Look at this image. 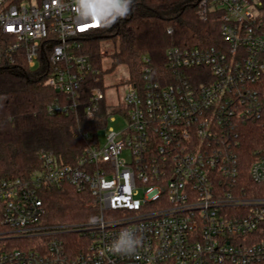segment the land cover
Returning a JSON list of instances; mask_svg holds the SVG:
<instances>
[{"label":"built area","instance_id":"2783aa9c","mask_svg":"<svg viewBox=\"0 0 264 264\" xmlns=\"http://www.w3.org/2000/svg\"><path fill=\"white\" fill-rule=\"evenodd\" d=\"M117 7L118 0H0V66L3 45L8 65L21 54L69 100L49 112L69 114L87 74L102 73L82 53V39ZM197 10L201 20L221 13V48L170 47L175 80L167 86L146 66L141 86L128 81L127 126L109 127V116L103 146L86 133L78 164L41 152L42 170L0 179V264H264V196L256 195L264 142L251 156L250 184L240 155L242 128L264 123V0H197ZM194 69L203 72L198 86L187 74ZM91 94L93 118L106 95L98 87ZM62 186L95 199L102 218L47 224L42 193ZM124 231L139 241L131 254L111 250ZM75 233L85 242L71 247Z\"/></svg>","mask_w":264,"mask_h":264},{"label":"trees","instance_id":"16d2710c","mask_svg":"<svg viewBox=\"0 0 264 264\" xmlns=\"http://www.w3.org/2000/svg\"><path fill=\"white\" fill-rule=\"evenodd\" d=\"M15 3L34 0H11ZM41 1V0H35ZM118 7L109 13L102 29L82 39V53L89 57L93 70H102L99 79L88 73L77 100L69 114H51L55 102L68 103L67 97L45 86L46 72L30 69L22 57L8 65L7 46L3 45V63L0 66V179L29 178L42 170L40 153L54 155L60 163L76 165L84 156L85 134L97 137L107 127L108 117L116 114L104 99L93 118L87 114L92 105L91 91L101 88L103 71L107 74L101 56L103 40L114 44V52L107 53L110 71L126 67L129 82L141 86L146 66L152 69V78L163 86L172 84L174 73L169 68L167 50L181 48H221V13L213 12L207 20L198 16L197 0H133L126 16L111 20ZM173 33L169 34L168 29ZM145 60L149 62L146 63ZM202 70H189L193 85L198 86ZM98 79V80H97ZM125 109V108H124ZM127 114V109H125ZM243 148L242 178L250 184L249 167L254 149L264 142V123L247 124L241 130ZM258 196H264V186L258 187ZM47 210L45 222L50 225H74L95 220L99 207L88 194H79L70 186L49 187L42 193ZM74 235V234H70ZM73 237V236H72ZM70 240L71 247L78 244Z\"/></svg>","mask_w":264,"mask_h":264},{"label":"rangeland","instance_id":"374dc122","mask_svg":"<svg viewBox=\"0 0 264 264\" xmlns=\"http://www.w3.org/2000/svg\"><path fill=\"white\" fill-rule=\"evenodd\" d=\"M102 50L108 53L114 52V44L106 39L102 42ZM102 63L104 64V69H106L107 74H105V71H103V84L105 86V95H106V102L111 108H113L116 112V122H111L109 124V127H113L117 131L123 130L127 124L128 120L125 114V109L123 107V102L125 101V96L129 90V72L128 69L124 66L118 67L114 71H110L111 67V60L103 59ZM106 133L107 130L103 129L99 131V139H100V145L103 146L106 142ZM102 218V215L99 212V215L95 218V220H90L88 222H94L98 221ZM86 223H78L75 225H84ZM73 236V237H72ZM69 237H72L71 239L77 238L76 241L80 240L85 242V239L82 237L81 233H75L74 235H69ZM67 237V238H69ZM65 239V237H63Z\"/></svg>","mask_w":264,"mask_h":264},{"label":"clouds","instance_id":"9594fccd","mask_svg":"<svg viewBox=\"0 0 264 264\" xmlns=\"http://www.w3.org/2000/svg\"><path fill=\"white\" fill-rule=\"evenodd\" d=\"M132 3L133 0H118V11L111 22L114 23L117 17L126 16ZM138 244V239L133 237L130 232L124 231L121 233L119 240L111 246V250L117 254H131L135 252Z\"/></svg>","mask_w":264,"mask_h":264}]
</instances>
